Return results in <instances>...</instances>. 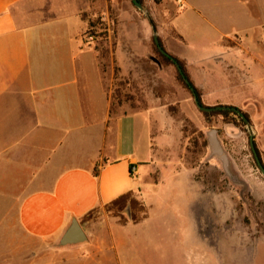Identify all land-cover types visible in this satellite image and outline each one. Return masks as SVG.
I'll return each instance as SVG.
<instances>
[{
	"label": "crops",
	"instance_id": "0c3cea01",
	"mask_svg": "<svg viewBox=\"0 0 264 264\" xmlns=\"http://www.w3.org/2000/svg\"><path fill=\"white\" fill-rule=\"evenodd\" d=\"M55 1L0 0V264H104L105 259L112 264H192L201 253L199 194L182 218L185 223L187 215L197 247L186 255L171 240L165 259L156 261L135 234V227L150 217L152 201L143 220L113 226L107 242L85 231L82 219L93 209L130 191L144 199L148 190L137 186L141 180L135 173L147 161L139 162L134 153L137 112H115L105 86L113 74L105 75L103 57L85 43L80 0ZM252 2L242 1L244 24L227 28L208 50L191 56L199 70L206 69L210 87L221 73L252 85L242 98L222 101L225 105L239 106L253 97L264 101V24L249 23L255 16ZM175 43L169 38L167 50L181 57ZM142 119L149 129L143 114ZM148 129L144 137L151 153ZM255 141L264 163V131L258 130ZM164 214L162 224L169 232L175 216ZM73 219L85 238L60 246ZM116 228L129 240L118 238Z\"/></svg>",
	"mask_w": 264,
	"mask_h": 264
},
{
	"label": "rangeland",
	"instance_id": "374dc122",
	"mask_svg": "<svg viewBox=\"0 0 264 264\" xmlns=\"http://www.w3.org/2000/svg\"><path fill=\"white\" fill-rule=\"evenodd\" d=\"M137 1L140 6L133 0L79 1V13L86 22L83 35L95 37L91 46L103 57L105 75L113 74L112 81L106 77L105 86L110 89L115 112H137L134 153L139 162H147L141 164V173L135 174L141 180L137 186L148 190L144 199L139 191H131L118 203L93 209L83 218L84 229L91 237L101 235L99 240L107 242L113 226L143 220L149 214L146 203L152 201L150 217L143 226L135 227V234L142 236L156 261L162 255L165 259L171 240L178 242V249L186 255L197 247L191 243L188 228L192 225L187 215L185 223L182 218L192 197L197 200L199 194L201 253L194 256L192 264H264V176L251 152L247 126L243 129L233 121H224L220 114L205 115L180 80L176 66L159 56L153 45L154 34L166 50L169 38L176 40L175 49L182 56L167 51L182 60L202 104L214 106L240 99L252 85L221 73L210 87L206 69L199 70L191 56L208 50L227 28L245 23L242 1L246 0H187V5L182 0ZM55 2L61 4V0ZM251 4L255 16L249 23L264 24V0ZM231 81L237 86L230 87ZM242 102L236 107L248 115L255 141L258 130L264 131V101L253 97ZM142 114L149 122L151 153L145 141L148 124ZM211 128L216 130L226 166L209 143ZM260 158L262 161L261 153ZM152 186L156 190L152 191ZM164 213L175 216L169 232L162 224ZM114 232L126 241L127 234L124 237L120 228ZM136 245L131 243L134 249ZM57 257L63 259L64 255ZM104 264L112 263L105 259Z\"/></svg>",
	"mask_w": 264,
	"mask_h": 264
},
{
	"label": "water",
	"instance_id": "95a60500",
	"mask_svg": "<svg viewBox=\"0 0 264 264\" xmlns=\"http://www.w3.org/2000/svg\"><path fill=\"white\" fill-rule=\"evenodd\" d=\"M133 1L137 6H140V3L137 0H133ZM152 27H153V31L155 32L156 29H155V26L153 24H152ZM153 40H154L157 48L159 49V51L162 54L168 56L174 62L176 68L178 69V71L182 75L185 82L187 84H189V80L185 77V75L182 72V69L179 66L178 62L160 44L157 34L153 35ZM190 89L192 91L195 104L200 110L212 111V110H225V109H227V110H233L235 112H238L241 115V117L244 120V122H245V124L249 130V133H250L248 140H249V146H250L251 152L253 154L254 160H255L256 165L259 168L261 174L264 176V165H263V163H262V161H261V159H260V157L256 151V148H255L253 130H252V126H251V122H250L249 118L247 116H245L238 107L233 106V105H225V104H219V105H214V106L203 105L199 102L197 94L194 91L192 86L190 87ZM208 140L212 146L213 151L221 156L223 163L226 166V157H225V155L222 154V151L218 145V141L216 138V130L214 128H211L209 130ZM84 238H85V233H84L83 229L80 227L78 221L76 219H73L70 226L67 228V230L64 232L63 236L61 237L60 246L65 245L67 243H71V242H79V241L83 240Z\"/></svg>",
	"mask_w": 264,
	"mask_h": 264
},
{
	"label": "trees",
	"instance_id": "16d2710c",
	"mask_svg": "<svg viewBox=\"0 0 264 264\" xmlns=\"http://www.w3.org/2000/svg\"><path fill=\"white\" fill-rule=\"evenodd\" d=\"M158 38H159V37H158ZM159 42H160V44L162 45V47L164 48V46H163L162 41H161L160 38H159ZM153 45H154L155 51L158 53L159 56H161L165 61H168V62H171V63L174 64V62H173L168 56L162 54V53L159 51V49L157 48V46H156L154 40H153ZM164 49H165V48H164ZM165 50H166V49H165ZM169 54H170V53H169ZM170 55H171L172 57H174V59L178 62V64H179V66L181 67L182 72L184 73L185 77L189 80V84H187V83L185 82V80L183 79L182 75L180 74V72H179L178 69L176 68L177 71H178V76H179L180 80L184 83V85H185L186 87H189V89H190L191 86L193 87L194 91H195L196 94H197V97H198V99H199V102L202 104L201 99H200L199 91H198V89L192 84V82L190 81V79H189V77H188V75H187V73H186V71H185L184 64H183L182 60H180L178 57H176V56H174V55H172V54H170ZM174 65H175V64H174ZM190 90H191V89H190ZM191 92H192V91H191ZM203 105H204V104H203ZM241 112H242V111H241ZM203 113H204L205 115H207V116L210 115V114H220V115L222 116V118H223L224 121H227V122L233 121V122L237 123L239 126H241L243 129L246 128V124H245L244 120L242 119L241 115H240L238 112H235V111H233V110H227V109H225V110H212V111H203ZM242 113H243L245 116L248 117V115H247L245 112H242ZM248 118H249V117H248ZM254 144H255V141H254ZM255 148H256V151H257V153H258V155H259V157H260V153H259V151H258V148L256 147V144H255ZM260 159H261V158H260ZM263 165H264V164H263ZM130 192H131V191H130ZM128 194H129V192H126V193L120 195L119 197H117L115 200H113V201L110 202L109 204H114V203H118V202H120V201L123 200V199L125 198V196L128 195ZM106 205H108V204H106ZM85 216H86V215H85ZM82 220H83V219H82Z\"/></svg>",
	"mask_w": 264,
	"mask_h": 264
},
{
	"label": "built area",
	"instance_id": "2783aa9c",
	"mask_svg": "<svg viewBox=\"0 0 264 264\" xmlns=\"http://www.w3.org/2000/svg\"><path fill=\"white\" fill-rule=\"evenodd\" d=\"M85 43L88 44V45H93L95 43V37L92 35V34H87L85 35ZM131 170L134 171L135 168L134 167H131Z\"/></svg>",
	"mask_w": 264,
	"mask_h": 264
}]
</instances>
